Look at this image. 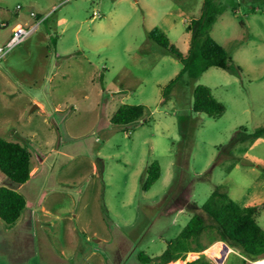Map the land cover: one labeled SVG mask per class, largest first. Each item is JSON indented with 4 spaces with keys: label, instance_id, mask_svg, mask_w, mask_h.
I'll return each instance as SVG.
<instances>
[{
    "label": "rangeland",
    "instance_id": "1",
    "mask_svg": "<svg viewBox=\"0 0 264 264\" xmlns=\"http://www.w3.org/2000/svg\"><path fill=\"white\" fill-rule=\"evenodd\" d=\"M204 1L0 0V45L36 22L32 11L45 20L0 60V137L27 147L41 171L23 185L0 171V186L26 196L23 218L35 201L47 210L23 229L0 218V264H157L139 255H160L215 189L241 206L264 202V132L250 136L264 128V0H214L226 10L211 35L240 75L186 73L163 96L183 66L148 34L159 29L187 54ZM200 84L225 105L220 117L194 110ZM123 104L146 113L115 125ZM154 161L162 176L145 190ZM257 219L264 228V208ZM221 243L183 262L264 264Z\"/></svg>",
    "mask_w": 264,
    "mask_h": 264
},
{
    "label": "trees",
    "instance_id": "2",
    "mask_svg": "<svg viewBox=\"0 0 264 264\" xmlns=\"http://www.w3.org/2000/svg\"><path fill=\"white\" fill-rule=\"evenodd\" d=\"M226 10L225 6L214 0H205L200 17L193 18L187 31L192 35V44L184 54L172 44L170 38L155 29L148 38L158 44L166 52L174 55L182 64L180 73L164 88L163 96L170 95L174 85L184 74L191 77L202 75L211 67H219L232 74L240 75L242 68L235 62L229 51L212 35L211 29L218 16ZM56 44V41L54 40ZM194 110L205 113L209 117L218 118L225 111V105L213 94L212 88L200 84L194 90ZM146 113L144 105L123 104L112 116L111 122L118 126H127L142 119ZM264 128L257 129L250 136L258 138ZM240 139V138H238ZM32 153L19 142L0 137V171L14 183L23 185L32 177ZM162 176V166L154 161L148 168L144 180V189L149 190ZM27 205L26 196L18 190L0 186V218L7 227L15 225ZM264 208L260 205L241 206L232 199L228 192L217 188L203 205L204 213H195L181 232L167 242L165 250L156 257L145 253L139 255L141 262L153 260L157 264H168L185 259L191 252H201L218 241L237 248L245 256L254 261L264 257V228L259 224L257 214ZM215 232L206 243L201 241L206 233ZM186 264H212L202 255Z\"/></svg>",
    "mask_w": 264,
    "mask_h": 264
},
{
    "label": "built area",
    "instance_id": "3",
    "mask_svg": "<svg viewBox=\"0 0 264 264\" xmlns=\"http://www.w3.org/2000/svg\"><path fill=\"white\" fill-rule=\"evenodd\" d=\"M30 15L36 20V22L30 25L18 24L13 29L12 34L7 42L4 45H0V59L9 54L12 49L20 45L25 39L38 30L41 22L44 19L40 18L39 14L34 11H32Z\"/></svg>",
    "mask_w": 264,
    "mask_h": 264
},
{
    "label": "crops",
    "instance_id": "4",
    "mask_svg": "<svg viewBox=\"0 0 264 264\" xmlns=\"http://www.w3.org/2000/svg\"><path fill=\"white\" fill-rule=\"evenodd\" d=\"M45 21V20H44ZM43 22V21H42ZM18 25V24H17ZM16 27V26H15ZM14 27V28H15ZM13 31V30H12ZM8 55V54H7ZM6 55V56H7ZM4 58V57H3ZM3 58H1L0 60H2ZM37 108H43V105H40V106H37ZM45 159H43V161H44ZM40 171H41V163H36V171H35V173L33 174L32 173V176H34V175H37L38 173H40ZM27 205H28V199H27ZM27 205H26V207H27ZM26 209V208H25ZM39 209H41V210H43V211H47L46 209H45V206H43L42 205V203L40 202V201H35L34 202V206L32 207V209H31V212L29 213V214H27V216L25 217V218H23V213H22V215L20 216V218H19V220H18V222L16 223V225H19V227H21L22 229H23V227L24 226H31L32 224H33V221H36V219L38 218V210ZM25 211V210H24ZM23 211V212H24ZM62 253H65V252H62ZM190 254H194V253H190ZM177 261H184V259H179V260H176V261H172V262H170V263H168V264H176L177 263ZM184 264H185V262H184Z\"/></svg>",
    "mask_w": 264,
    "mask_h": 264
},
{
    "label": "bare ground",
    "instance_id": "5",
    "mask_svg": "<svg viewBox=\"0 0 264 264\" xmlns=\"http://www.w3.org/2000/svg\"><path fill=\"white\" fill-rule=\"evenodd\" d=\"M220 249H227V247H226V245L225 244H223V243H221V248ZM219 254V253H218ZM194 254H192L191 256H193ZM223 257V256H222ZM222 259V258H221ZM262 262V261H261ZM264 262V261H263ZM176 264H184V262L183 261H177V263Z\"/></svg>",
    "mask_w": 264,
    "mask_h": 264
},
{
    "label": "water",
    "instance_id": "6",
    "mask_svg": "<svg viewBox=\"0 0 264 264\" xmlns=\"http://www.w3.org/2000/svg\"><path fill=\"white\" fill-rule=\"evenodd\" d=\"M225 245H226L227 248L229 247L227 243H225Z\"/></svg>",
    "mask_w": 264,
    "mask_h": 264
}]
</instances>
